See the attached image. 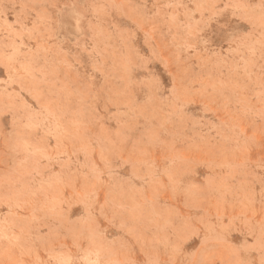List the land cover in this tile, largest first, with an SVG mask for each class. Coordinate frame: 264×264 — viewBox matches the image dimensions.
I'll return each instance as SVG.
<instances>
[{
    "label": "rangeland",
    "instance_id": "obj_1",
    "mask_svg": "<svg viewBox=\"0 0 264 264\" xmlns=\"http://www.w3.org/2000/svg\"><path fill=\"white\" fill-rule=\"evenodd\" d=\"M0 264H264V0H0Z\"/></svg>",
    "mask_w": 264,
    "mask_h": 264
}]
</instances>
